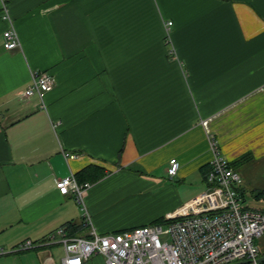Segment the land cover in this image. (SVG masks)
<instances>
[{
  "label": "crops",
  "instance_id": "1",
  "mask_svg": "<svg viewBox=\"0 0 264 264\" xmlns=\"http://www.w3.org/2000/svg\"><path fill=\"white\" fill-rule=\"evenodd\" d=\"M8 6L20 46L4 47L0 3V264H62L63 248L45 241L70 223L88 237L176 212L207 189L211 137L232 164L264 157V0ZM40 71L55 88L24 96ZM91 165L108 174L87 182L88 225L56 179ZM27 240L38 247L15 250Z\"/></svg>",
  "mask_w": 264,
  "mask_h": 264
},
{
  "label": "built area",
  "instance_id": "2",
  "mask_svg": "<svg viewBox=\"0 0 264 264\" xmlns=\"http://www.w3.org/2000/svg\"><path fill=\"white\" fill-rule=\"evenodd\" d=\"M0 3L3 18L10 23L3 34L4 47L14 50L20 46V40L9 0ZM168 25L170 29L172 23ZM55 85L56 79L49 72H35L24 96L43 98ZM211 146L214 158L207 171V189L164 219L117 233L100 234L91 228L88 237L73 236L63 226L45 242L63 248L62 264H85L94 256L102 257L105 264H261L258 239L264 236V209H254L245 202L241 175L212 137ZM68 156L73 159L77 155ZM179 169V161L172 159L168 176L175 177ZM56 186L61 194L74 195L84 211L86 224L91 225L85 204L91 184H81L71 174L57 178ZM37 245L27 240L15 250L28 251Z\"/></svg>",
  "mask_w": 264,
  "mask_h": 264
},
{
  "label": "rangeland",
  "instance_id": "3",
  "mask_svg": "<svg viewBox=\"0 0 264 264\" xmlns=\"http://www.w3.org/2000/svg\"><path fill=\"white\" fill-rule=\"evenodd\" d=\"M236 170L241 175L243 181L241 184V190L244 193L245 202L252 208L264 209V197H261L260 199L255 197V192L258 190H264V157L261 158L258 163L238 164L236 165ZM185 189L186 186L181 188V191L184 192L186 191ZM258 242L261 252H264V236L258 239Z\"/></svg>",
  "mask_w": 264,
  "mask_h": 264
},
{
  "label": "trees",
  "instance_id": "4",
  "mask_svg": "<svg viewBox=\"0 0 264 264\" xmlns=\"http://www.w3.org/2000/svg\"><path fill=\"white\" fill-rule=\"evenodd\" d=\"M246 158H247V156L242 157L241 159H239L235 163H233V164L231 163V164L233 166H236L238 164H241V162H243ZM209 166L203 167L202 170L203 171L207 170L209 168ZM107 174H108V172H106L104 168H101L99 166L91 165V166H88L87 168L83 169L79 173H77L76 178L79 181V183H81V184L82 183H87V182L91 183V182H96L98 180H101ZM255 197L257 199H260L261 197H264V190H258L257 192H255ZM80 227H82V224L70 223V226L68 227V230L71 229V231H76ZM261 256H264V252H261Z\"/></svg>",
  "mask_w": 264,
  "mask_h": 264
},
{
  "label": "water",
  "instance_id": "5",
  "mask_svg": "<svg viewBox=\"0 0 264 264\" xmlns=\"http://www.w3.org/2000/svg\"><path fill=\"white\" fill-rule=\"evenodd\" d=\"M260 263H264V256H262L261 258H260Z\"/></svg>",
  "mask_w": 264,
  "mask_h": 264
},
{
  "label": "bare ground",
  "instance_id": "6",
  "mask_svg": "<svg viewBox=\"0 0 264 264\" xmlns=\"http://www.w3.org/2000/svg\"><path fill=\"white\" fill-rule=\"evenodd\" d=\"M262 257V256H261ZM262 264V263H261Z\"/></svg>",
  "mask_w": 264,
  "mask_h": 264
}]
</instances>
